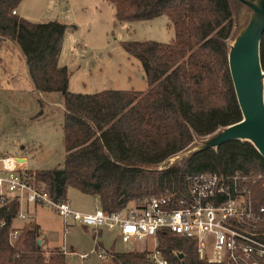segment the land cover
Instances as JSON below:
<instances>
[{"label": "trees", "instance_id": "16d2710c", "mask_svg": "<svg viewBox=\"0 0 264 264\" xmlns=\"http://www.w3.org/2000/svg\"><path fill=\"white\" fill-rule=\"evenodd\" d=\"M23 1L0 0V43L20 47L37 91L63 99L64 166L22 173L54 201L68 202L67 192L74 188L113 212L155 197L176 203L189 196V180L204 173L226 178L240 173L250 180L264 176V159L252 144L241 141L165 165L195 136L204 138L242 119L228 63L227 42L234 27L230 0H104L114 6L121 22L166 16L175 38L170 44H124L141 62L146 92L107 90L92 95L71 93L69 71L59 66L68 26L20 17L17 9ZM261 63L264 70V35ZM250 191L252 201L264 206V179L251 184ZM19 213L18 200H0V264H68L67 253L46 252L39 244L43 234L36 222L14 227ZM15 231L19 234L13 242ZM157 238V250L169 264H212L200 259L193 240L170 232H159ZM149 256L148 251L110 253L109 264H154Z\"/></svg>", "mask_w": 264, "mask_h": 264}, {"label": "rangeland", "instance_id": "374dc122", "mask_svg": "<svg viewBox=\"0 0 264 264\" xmlns=\"http://www.w3.org/2000/svg\"><path fill=\"white\" fill-rule=\"evenodd\" d=\"M231 3L236 32L241 22L234 0ZM17 11L35 24L58 22L68 26L59 66L67 67L69 91L76 94L146 92L148 84L141 62L127 53L124 44H170L175 38L166 16L148 22H121L115 17L114 6L104 0H24ZM63 110L61 95L36 90L20 47L8 41L0 43V159L10 157L12 165L25 164L24 172L63 167ZM176 158L167 164L181 163ZM67 200L74 210L83 213L98 207L96 198L74 188L68 190ZM32 214L46 235L40 240L44 250H62L67 253L68 264H109L110 253L153 252L156 248L153 239L124 243L116 230H96L65 220L47 207H37ZM29 222L16 220L14 227L23 228ZM99 254L103 257L99 258Z\"/></svg>", "mask_w": 264, "mask_h": 264}, {"label": "built area", "instance_id": "2783aa9c", "mask_svg": "<svg viewBox=\"0 0 264 264\" xmlns=\"http://www.w3.org/2000/svg\"><path fill=\"white\" fill-rule=\"evenodd\" d=\"M11 160L0 159V200H18L20 220L28 219L24 209L41 206L96 230H116L124 243L153 239L156 248L149 258L154 264H169L157 250L159 232L193 240L200 259L212 264H264V206L252 201L250 191L263 175L250 180L240 173L228 178L204 173L189 180V196L176 203L169 197H155L113 212L98 205L95 211L83 213L68 202L54 201L43 187L23 177L22 167H12ZM18 234L13 232L11 240Z\"/></svg>", "mask_w": 264, "mask_h": 264}, {"label": "water", "instance_id": "95a60500", "mask_svg": "<svg viewBox=\"0 0 264 264\" xmlns=\"http://www.w3.org/2000/svg\"><path fill=\"white\" fill-rule=\"evenodd\" d=\"M234 2L241 25L236 32L235 26L233 27L227 42L228 63L242 119L204 138L195 136L194 142L188 148L168 159L165 165H174L167 163L175 157L181 159L182 163L199 152L217 150L223 144L232 141L249 142L264 159V70L261 63L264 0ZM233 17L235 18L234 14ZM17 159L26 162L24 158ZM183 257L182 254L179 255L180 260Z\"/></svg>", "mask_w": 264, "mask_h": 264}, {"label": "crops", "instance_id": "0c3cea01", "mask_svg": "<svg viewBox=\"0 0 264 264\" xmlns=\"http://www.w3.org/2000/svg\"><path fill=\"white\" fill-rule=\"evenodd\" d=\"M17 14L19 15V12L17 11ZM22 14V13H21ZM25 164H22V168L23 167H25L24 166ZM97 204H98V202H97ZM37 207H40V206H35V207H30V208H26V209H24V211L26 212V210H28V212H26L27 213V215H28V219L27 220H29V221H33V218H34V216H33V211H35L36 209H37ZM19 221H22V220H20V219H18ZM35 222V221H34ZM37 223V222H36ZM38 224V223H37ZM40 226V225H39ZM41 227V226H40ZM41 231H42V234H43V236L44 237H46V235L44 234V231L41 229Z\"/></svg>", "mask_w": 264, "mask_h": 264}, {"label": "bare ground", "instance_id": "6f19581e", "mask_svg": "<svg viewBox=\"0 0 264 264\" xmlns=\"http://www.w3.org/2000/svg\"><path fill=\"white\" fill-rule=\"evenodd\" d=\"M12 167H14V166H18V167H22V165H15V164H10Z\"/></svg>", "mask_w": 264, "mask_h": 264}]
</instances>
